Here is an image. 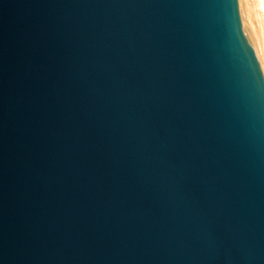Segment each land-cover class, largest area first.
<instances>
[{
	"label": "water",
	"instance_id": "1",
	"mask_svg": "<svg viewBox=\"0 0 264 264\" xmlns=\"http://www.w3.org/2000/svg\"><path fill=\"white\" fill-rule=\"evenodd\" d=\"M241 0H0V264H264V49Z\"/></svg>",
	"mask_w": 264,
	"mask_h": 264
},
{
	"label": "bare ground",
	"instance_id": "2",
	"mask_svg": "<svg viewBox=\"0 0 264 264\" xmlns=\"http://www.w3.org/2000/svg\"><path fill=\"white\" fill-rule=\"evenodd\" d=\"M246 4L249 20L258 33L256 40L264 49V0H251ZM242 7L244 9V4Z\"/></svg>",
	"mask_w": 264,
	"mask_h": 264
},
{
	"label": "rangeland",
	"instance_id": "3",
	"mask_svg": "<svg viewBox=\"0 0 264 264\" xmlns=\"http://www.w3.org/2000/svg\"><path fill=\"white\" fill-rule=\"evenodd\" d=\"M242 1H243V2H241V3L244 4V10H245V12H246V14H247V9H246V5H247V4H246V3L249 2V1H251V0H246V1H245V0H242ZM243 4H242V5H243ZM247 16H248V14H247ZM248 18H249V17H248Z\"/></svg>",
	"mask_w": 264,
	"mask_h": 264
}]
</instances>
